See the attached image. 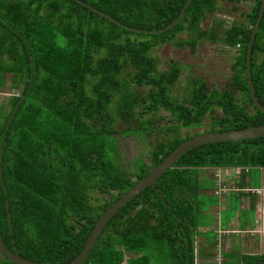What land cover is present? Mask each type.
<instances>
[{"label": "trees", "instance_id": "obj_1", "mask_svg": "<svg viewBox=\"0 0 264 264\" xmlns=\"http://www.w3.org/2000/svg\"><path fill=\"white\" fill-rule=\"evenodd\" d=\"M79 1L127 27L147 31L174 21L187 2ZM221 2L234 5L235 11L240 3L251 5L241 14L243 20L227 26L215 17ZM260 3L191 0L174 28L143 35L122 30L73 0H0V91L6 75L17 91L0 112L1 171L12 240L22 258L71 262L102 214L178 145L199 134L183 136L182 130L206 127L204 133H213L264 125L246 79V48ZM209 16H214L212 23L203 28ZM200 42L233 51L230 82L222 90L209 89L202 78L191 77L184 93L175 96L172 88L181 65L169 60L167 69L159 71L153 52L169 43L193 54ZM251 76L264 107V13L252 44ZM160 112L169 116L163 127L158 125L166 120L157 117ZM119 123L126 128H118ZM132 136L154 142L138 164L135 159L127 165L119 138ZM202 168L264 170V137L206 144L184 154L155 184L167 206L154 188L143 190L108 222L82 264H120L125 254L138 253L141 258H129L127 264H145L147 253L154 252L174 264H192L193 236L205 203L199 194ZM0 232L11 249L1 183ZM242 260L264 264V254ZM0 264L12 263L0 255Z\"/></svg>", "mask_w": 264, "mask_h": 264}, {"label": "crops", "instance_id": "obj_2", "mask_svg": "<svg viewBox=\"0 0 264 264\" xmlns=\"http://www.w3.org/2000/svg\"><path fill=\"white\" fill-rule=\"evenodd\" d=\"M250 169L246 168L244 172L240 168L199 169V184L206 186L205 183H208L210 186L205 187L204 192L200 190L199 194L212 196L208 202L214 200L215 204L207 207L205 205L207 202L203 200L205 203L202 204L199 223L193 236L192 264H243L242 258L259 257L264 254V219L261 213L264 210V196L250 192L264 190V170L259 169L258 176L252 178L249 175ZM255 183H259L260 186H251ZM233 200L238 201L240 211L247 208L255 209L257 213L254 218L251 216L247 218L249 220L241 219L242 213L236 211L234 217H221L232 205ZM184 242L188 249L186 235ZM142 254L132 256L125 254L120 264H127L129 258L139 260ZM147 255L149 263L145 264H174L171 258L158 257L155 252ZM260 262L256 261L255 264ZM187 264L191 263L188 261Z\"/></svg>", "mask_w": 264, "mask_h": 264}, {"label": "rangeland", "instance_id": "obj_3", "mask_svg": "<svg viewBox=\"0 0 264 264\" xmlns=\"http://www.w3.org/2000/svg\"><path fill=\"white\" fill-rule=\"evenodd\" d=\"M251 3H240L237 6V11L234 10V5H231L226 2L219 3V10L215 17L219 19H223L226 22V25L229 26L231 23H237L242 19L241 14L248 12ZM212 18L214 16H209L203 23V28H208L212 23ZM179 38L185 39L186 35L181 34ZM153 55L158 58V68L159 71L167 69V63L169 60H174L181 65V75L179 77L178 82L172 88V92L175 96H180L184 93L186 88L187 80L191 77L202 78L208 85L209 89H217L222 90L231 79L233 75L232 72V64H233V51L228 52L227 49L219 44L213 43H200L193 54L189 52L187 48L177 49L173 47L171 44L167 43L164 45H160L153 52ZM10 80L11 76H5V87L0 91V112L4 109H8L6 105L7 98L11 97L12 94L17 93V91L11 90L10 88ZM4 101V102H3ZM1 102L3 105H1ZM5 103V104H4ZM216 114L222 116L220 110H216ZM157 117H163L166 120L158 121V125L160 127L164 126V123L168 119V114L165 112H160ZM209 120H205L204 124H208ZM118 128L125 129L126 127L122 126V124H118ZM203 130H207L206 127L200 129L190 128L188 130H182L181 135H190L194 133H200ZM120 145L122 148V154L125 158L123 163L127 164L132 163L135 160L134 164H138L140 162V156H144L147 154V150L149 146L152 145L154 139L151 138H139L138 136L119 138ZM128 162V163H127ZM259 169H250L249 175L254 178V176H258ZM206 186L201 184V191L204 192L205 187L208 186V183H205ZM251 186L257 187L260 186L259 183L252 184ZM209 194V193H208ZM201 198L208 203L212 196H207L205 194L201 195ZM236 212L242 213L241 219L254 218V215L257 213L255 209L247 208L245 211H240L238 201H234L232 205L228 208L226 212H223L221 217L226 216L228 218L234 217ZM249 220V219H247Z\"/></svg>", "mask_w": 264, "mask_h": 264}, {"label": "water", "instance_id": "obj_4", "mask_svg": "<svg viewBox=\"0 0 264 264\" xmlns=\"http://www.w3.org/2000/svg\"><path fill=\"white\" fill-rule=\"evenodd\" d=\"M73 1H76L79 4L87 7L90 11L95 12L96 14L103 17L107 21L113 23L114 25H116L122 30L131 32L134 34H143V35H158V34H162L174 28L183 18L185 10L191 2V0H187L181 12L177 16V18L171 23H169L168 25H166L164 28L160 30H156V31H147V30H138V29H134L131 27H127L119 23L115 19H113L111 16L96 10L90 5L82 3L79 0H73ZM263 13H264V0H261L260 10H259L255 24L251 27V34H250V38H249V41L247 43V48H246V79H247V85H248V89H249V93H250V97L253 102V105L258 111H260L264 115V107L260 104V102L258 101L256 97L255 89H254L253 82H252V76H251V49H252L254 37L257 33L259 24L263 17ZM7 27L12 30V28L9 25H7ZM27 48L29 49L28 44H27ZM30 62H32L31 57H30ZM31 69H32V65H31ZM22 100L23 98H21L18 104L14 107L7 121V125H6L5 132H4L5 137L7 134L9 124L11 123V120L13 118V115L16 112ZM262 137H264V125L248 126L247 128H244V129L230 130V131H224V132L204 133L202 131L198 135H195L194 137L187 139L186 141L178 145L166 158L163 159V161L160 164H158L156 167L151 169L148 175L144 179H142L137 184H135L130 190H128L123 196H121L111 207H109L102 214V216L98 219L95 226L93 227L80 253L71 262L67 264H82L84 260L87 258L88 254L90 253L91 249L95 245L96 241L98 240L99 236L103 232L108 222H110V220L120 211V209H122L127 203H129L134 197L139 195L146 188L148 187L154 188L155 193L158 196H160L161 201L164 203L165 206H167L164 199L161 197L159 191L155 188V184L157 180L168 169L173 168L176 161L180 159L187 152L195 148H198L202 145H206V144L238 142V141L252 140V139L262 138ZM3 146H4V143H2V147ZM2 155H3V148L0 149V183H1L2 191L5 197L6 221H7L8 233L11 238L12 248L9 249L6 246L5 241L0 232V255L6 258L12 264H42V263H37V262L29 261L25 258H22L18 254V250L13 244L12 223H11V215L9 211V202L7 200L6 188L2 180V171H1ZM176 221L179 222V219L176 218ZM181 231L183 235L185 236L184 229L182 227H181Z\"/></svg>", "mask_w": 264, "mask_h": 264}, {"label": "built area", "instance_id": "obj_5", "mask_svg": "<svg viewBox=\"0 0 264 264\" xmlns=\"http://www.w3.org/2000/svg\"><path fill=\"white\" fill-rule=\"evenodd\" d=\"M251 193L258 195V196H264V190H252L250 191ZM262 213V218L264 219V210L261 211Z\"/></svg>", "mask_w": 264, "mask_h": 264}]
</instances>
